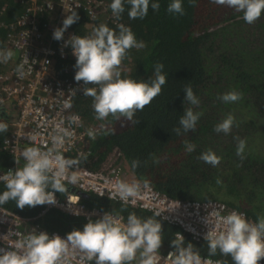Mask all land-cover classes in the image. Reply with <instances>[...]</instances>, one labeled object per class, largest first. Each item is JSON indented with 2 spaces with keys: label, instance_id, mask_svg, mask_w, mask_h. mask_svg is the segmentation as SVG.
Segmentation results:
<instances>
[{
  "label": "trees",
  "instance_id": "16d2710c",
  "mask_svg": "<svg viewBox=\"0 0 264 264\" xmlns=\"http://www.w3.org/2000/svg\"><path fill=\"white\" fill-rule=\"evenodd\" d=\"M111 2L91 0L86 7L69 12H62L58 7L41 10L39 24L42 28L44 22L60 20L62 27L63 20L73 11L80 19L68 29L76 35H88L102 23L113 29L123 23L131 27L137 40L143 41L146 47L130 50V59L122 63V78L150 82L154 66L163 63L167 83L162 86L161 95L143 111L136 112L134 119L139 120V124H131L124 118L115 120L111 116L103 121L97 120L92 98L84 96L83 91L75 94L72 110L80 113L86 127L93 126L98 130L95 140L86 139L87 150L80 159L81 163L100 170L109 156L117 152L135 178L153 184L164 193L184 199H220L245 210L252 220L258 222V216L264 214V15L254 24H248L242 13L210 0H196L195 6L190 0H183L185 14L180 16L167 11L172 0H151L160 3L159 11L150 6L144 19L132 20L128 17L130 5L125 0V12L117 20L112 15ZM25 9L24 0H0V47L10 48L15 53L8 63H0V74L9 73L17 64L18 53L9 43L8 33L11 24L18 26ZM75 61H59L57 65L61 68L63 64ZM188 85L200 100L198 106L185 102L183 90ZM232 90L243 92V99L230 104L219 99ZM189 107L203 115L196 131L178 136L173 129L180 127V118ZM229 113L234 115L239 126H234L229 134L215 132V126ZM8 117H0L9 125L7 133H0V167L3 169L23 167L25 163L22 157H15L5 146V138L13 129ZM237 136L246 140L243 161L236 154L237 141L234 138ZM185 141L195 144V151L186 152ZM209 149L222 157L216 167L198 159ZM153 154L159 163L154 162ZM137 159L140 166L133 168L132 162ZM65 187L69 188L66 183ZM5 190L4 182L0 181V194ZM67 192L56 194L63 198ZM82 201L87 206L110 210L125 218L133 212L140 218L155 217L145 209L94 193L82 197ZM2 206L31 218L34 225L65 234L83 230L89 221L103 217L86 219L57 207L45 209V204L20 209L13 200ZM157 219L163 226L161 247H175L173 241L182 240L183 247L191 243L195 251L209 255L206 240H194L188 233L177 238V226ZM211 257L234 264L230 256L224 257L219 252ZM133 263L137 264L136 261Z\"/></svg>",
  "mask_w": 264,
  "mask_h": 264
},
{
  "label": "clouds",
  "instance_id": "9594fccd",
  "mask_svg": "<svg viewBox=\"0 0 264 264\" xmlns=\"http://www.w3.org/2000/svg\"><path fill=\"white\" fill-rule=\"evenodd\" d=\"M130 5L129 19H144L152 10L159 11L160 3L151 0H126ZM211 3L223 5L243 14V20L254 24L264 15V0H210ZM195 6L196 0H190ZM112 15L119 20L125 12V0H112L110 4ZM167 11L174 15H184L183 0H172ZM80 19L76 11L71 12L63 20V26L54 30L53 38L60 41L65 31ZM118 29V31H117ZM71 46L72 54L76 57L75 81H83L84 96L92 98V108L95 119L106 120L111 116L115 120L126 119L131 124H139L134 119L137 111H143L153 100L162 94V86L167 83V76L163 73L164 64L157 63L150 82L137 81L132 78H122V63L130 59V50L146 47L143 41H138L135 33L129 26L119 23L116 29L107 24H99L88 35H72L65 42V47ZM15 53L12 49L0 47V63H8ZM154 77V78H153ZM88 85H94L89 87ZM76 91V90H73ZM186 93L185 102L198 106L199 98L195 95L191 85L183 90ZM225 104L235 103L243 99V92L229 91L219 97ZM202 112L186 108L179 124L173 131L179 136L183 133L196 131L197 123ZM73 117V120H78ZM238 127L233 114L229 113L222 122L218 123L214 131L229 134L232 128ZM9 125L0 119V133H7ZM63 134L52 137V147L47 151L40 147L31 146L22 152L25 161L23 167L0 176L6 190L0 194V205L9 200L16 202V207H35L44 204L56 203V192L65 193V179L68 183L76 184L78 174L69 170L79 161L65 158L60 149L65 138L71 136L66 130ZM111 131V130H109ZM87 135L95 140L96 132L89 129ZM35 139V137H32ZM236 154L241 161L245 159L246 140L239 136ZM196 145L185 141V150L188 153L195 151ZM199 160L216 167L222 157L213 150L203 152ZM155 163L159 160L155 158ZM18 163V161H16ZM140 161L133 160L132 167L140 166ZM217 183H221L219 178ZM147 187V182L143 183ZM142 184L138 180L131 183L117 180L115 182V196H119L124 205L130 201L135 203L140 195ZM113 197H110V199ZM78 214V213H77ZM155 217L140 218L134 212L127 216L126 222L122 216L106 213L102 218L89 221L83 230H73L66 238L60 235H49L47 232H37L35 229L19 240L12 250L0 248V264H63L68 256L70 246L78 249L89 261L95 264H159L161 259L160 248L163 242L162 223ZM208 223V221H207ZM209 256L219 252L222 256H230L234 264H259L264 259V214L258 216V222H251L245 214L233 211L219 217L218 223L212 225L205 235ZM176 252L169 253L168 258H174L173 264H212V261H203L197 251L189 243L183 247V241H173ZM215 264H227L226 260H217Z\"/></svg>",
  "mask_w": 264,
  "mask_h": 264
},
{
  "label": "built area",
  "instance_id": "2783aa9c",
  "mask_svg": "<svg viewBox=\"0 0 264 264\" xmlns=\"http://www.w3.org/2000/svg\"><path fill=\"white\" fill-rule=\"evenodd\" d=\"M24 3L26 12L21 14L18 26L10 25L11 31L8 33L9 43L18 53L17 64L9 73L0 74V117L4 119L8 115L13 125L12 132L5 138V146L15 157L23 158L22 152L31 146L47 151L52 147V137L63 134L61 129L71 133V136L65 138L60 151L65 158L79 161L68 173L71 175L72 171H76L78 182L73 185L65 179L64 182L69 187L66 196L61 198L55 193L56 203L45 204V209L57 207L68 214L85 216L86 219L111 213L114 216H122L126 222L127 218L122 214L87 206L82 201V196L71 191V188H76L109 199L113 197L111 200L124 204L119 196L114 195L115 182L118 179L129 183L134 180L128 177L122 163L100 170L91 169L81 163L80 159L87 150L85 142L89 137L88 130L92 129L96 133L98 130L93 126L86 127L80 113L71 108L74 95L82 92L85 87L83 81L77 83L74 79L77 71L74 67L76 61L63 64L61 68L57 65L59 61L76 60L71 46H64L76 33L67 29L63 39L57 41L53 38V33L61 27L60 20L44 22L42 28L39 24L38 13L41 10H53L58 7L62 12H69L75 8L86 7L91 0H24ZM74 116L79 119L74 121ZM15 169L0 167V176L14 172ZM140 182V195L134 204L130 201L127 205L145 209L154 215L160 213L158 218L179 228L175 232L177 238H182L188 233L194 240H205V235L212 225L218 223L219 217L233 211L243 213L249 221L255 222L245 210L230 206L223 200L177 198L158 190L149 182L147 187H143L145 181ZM31 220L0 205V248L12 250L19 240L34 229L49 235L67 237V234L61 231L34 225ZM159 251V264H173L174 258L168 256L169 253L176 252V247H161ZM199 255L202 262L210 260L215 264L220 260L209 255ZM63 264H95V261H89L78 249H72L70 246ZM259 264H264V259Z\"/></svg>",
  "mask_w": 264,
  "mask_h": 264
},
{
  "label": "rangeland",
  "instance_id": "374dc122",
  "mask_svg": "<svg viewBox=\"0 0 264 264\" xmlns=\"http://www.w3.org/2000/svg\"><path fill=\"white\" fill-rule=\"evenodd\" d=\"M14 112H16V110H14ZM117 161L122 163L124 166H127V163L124 160L119 159L118 153L117 152H113L108 158V163L106 165V168H108L112 164L116 163ZM128 173L130 174V175H128V177H130L132 180H138L137 178L134 177V175L131 174L130 171Z\"/></svg>",
  "mask_w": 264,
  "mask_h": 264
},
{
  "label": "water",
  "instance_id": "95a60500",
  "mask_svg": "<svg viewBox=\"0 0 264 264\" xmlns=\"http://www.w3.org/2000/svg\"><path fill=\"white\" fill-rule=\"evenodd\" d=\"M71 191H72V192H75V193H77V194H79V195L82 196L83 198H84V197H89V196H90L89 193L84 192V191H81V190L76 189V188H71Z\"/></svg>",
  "mask_w": 264,
  "mask_h": 264
},
{
  "label": "flooded vegetation",
  "instance_id": "af4514ba",
  "mask_svg": "<svg viewBox=\"0 0 264 264\" xmlns=\"http://www.w3.org/2000/svg\"><path fill=\"white\" fill-rule=\"evenodd\" d=\"M108 163V162H107ZM107 163H106V165H107ZM117 163H120V162H116V163H114V164H112V165H115V164H117ZM106 165L105 166H103V169H106ZM111 165V166H112ZM110 167V166H109ZM124 168H125V170H127V174L128 175H130L128 172L130 171V169H129V166L127 165V166H124ZM102 169V168H101ZM132 174V173H131ZM133 175V174H132ZM130 178V177H129ZM131 179V178H130ZM139 180V179H138ZM140 181H142V180H140Z\"/></svg>",
  "mask_w": 264,
  "mask_h": 264
}]
</instances>
